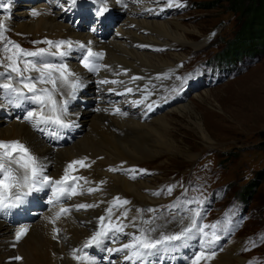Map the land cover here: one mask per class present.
Here are the masks:
<instances>
[{
  "label": "rangeland",
  "instance_id": "obj_1",
  "mask_svg": "<svg viewBox=\"0 0 264 264\" xmlns=\"http://www.w3.org/2000/svg\"><path fill=\"white\" fill-rule=\"evenodd\" d=\"M12 1L13 5L8 13L13 26L5 27L4 38L0 39V84L11 83L14 87L17 79L7 68L9 62L6 59L15 52L13 44L19 45L25 51H36L41 47L48 50V47L46 43H34L38 42L39 35H44L39 32L42 29L34 31V34L16 29L18 24L23 23L21 19L25 18L26 13L20 15L15 12H26L43 0ZM231 1L234 0H177L170 10L172 14L166 13L161 18L154 14L146 16L169 23L170 35L182 34L185 40L180 45L174 39H167L177 44L174 51L182 58L179 68L172 73L174 83L169 90V96L165 94L167 105L170 106L164 105L158 113H166L178 103L188 104L191 110L185 115L176 112L168 114L170 126L166 130L155 129V133L128 134L122 140L126 141L125 145L128 144L130 149L136 150L133 152L135 151L137 158L140 157L138 159L142 163L151 159L150 150L159 154L148 169L145 168L148 170L147 180L150 178L147 182L159 193L154 196L157 203L152 207L141 204V219L151 223L164 222L171 229L181 230L190 225L191 213L188 209H199L201 216L198 218V226L216 224V234L220 237L219 240L212 241L214 249L209 254L205 253L206 257L212 258L202 259L200 264H264V55L241 54L237 58L230 57L225 52L241 24L238 12L231 10ZM107 7L109 12L103 22L94 25L97 29L94 32H104L105 37L112 35L116 29H121L119 23L125 17V13L115 3L107 4ZM69 10L71 19H64L63 22L69 23V26L79 32L88 31L95 21V0H76ZM148 11L145 10V13ZM5 13L0 4V23L4 22ZM6 46L11 49L10 52L5 51ZM63 47L60 51H63ZM48 51L56 52L57 49ZM164 52L166 49L161 53ZM74 56L75 51L62 58L49 56V60L21 56L19 65L24 67L27 60H32L37 67H42L43 63H80L81 58L76 59ZM163 57L169 61L172 59L167 54H163ZM68 68L70 69L69 65ZM29 72L31 73L25 76H39L34 70L26 73ZM33 72L36 77L31 75ZM152 73L160 75L163 71L159 68ZM57 86L60 87V92L65 88L59 82ZM21 87L23 89L22 83ZM44 87L51 88V85L37 84L38 89ZM5 90L0 88V133L8 125L4 120H10V113L13 117L18 115L21 120L26 112L37 109H46L43 111L45 113L48 111L47 107L42 109L40 104L17 95L15 97H19L18 103L10 102L12 96ZM23 92L28 97L33 95L27 89H23ZM207 92L211 96L202 101L201 98ZM94 93L93 88L85 87L74 98H69V103L65 104V115L72 116L81 106L84 110L93 107L96 103ZM3 96L5 100H2ZM59 101L63 102V99ZM59 101L57 100L58 103ZM94 111L93 109L79 114L78 123L73 122L74 125L65 130L60 138L63 142L67 143L69 138L82 137L83 143L77 146L73 154H68L67 151L55 154L47 175L57 176L71 156H85L86 153L112 149L117 141H112L110 135H92L94 131L102 130L103 133L105 129H109L107 121L105 123L100 120L95 124ZM158 113L153 117L159 115ZM200 121L205 125L209 139H205L197 128L195 122ZM159 140L172 142L174 147L167 149ZM168 188L172 189L170 193ZM50 193L49 187L32 192L26 196L29 200L25 206L20 204L19 207L10 208L8 216L0 219L14 227H22L26 223L27 227L29 225L28 229H32L39 224L42 214L49 210L47 200ZM188 201L199 203L189 204ZM170 205L177 207H169ZM149 209L154 211H148ZM130 210L126 208L122 214L127 212V217H131ZM208 229L211 228L205 227V232ZM203 240L204 234L194 230L189 238L176 242L175 248H170L167 252L175 254V264H191L198 253L205 251L202 249ZM107 245L108 242L105 243ZM172 245L161 247L164 250ZM92 247L94 249L90 253L96 256L95 246Z\"/></svg>",
  "mask_w": 264,
  "mask_h": 264
},
{
  "label": "bare ground",
  "instance_id": "obj_2",
  "mask_svg": "<svg viewBox=\"0 0 264 264\" xmlns=\"http://www.w3.org/2000/svg\"><path fill=\"white\" fill-rule=\"evenodd\" d=\"M106 3H115L125 13V17L119 23L122 28L119 30L116 29L112 35L106 37L104 32H98L99 34H97V32L95 33L90 30L94 27L95 23H93L88 31L79 32L72 26H69V23L65 24L63 22L64 19H69V21L71 19V15L68 13L72 4L71 0H43L36 6H32L26 12L23 10L15 12V14L20 15L26 13L25 18L21 19L23 23L17 26L15 25L17 31L34 34V31L42 29L39 32L41 34L44 33V35H39L37 38L41 45L45 44L44 41L46 40L54 42L60 40L72 41V47L68 48L65 45L63 51L67 53L66 56L75 51L76 56L74 57L76 59L86 55L89 48L93 52L104 53L103 59L92 58L93 63L101 65L98 72L88 71L83 67L81 62L72 63L70 61L68 63L70 70L76 73L80 81V86L75 90L73 96L85 87H91L95 92L96 103L90 109L87 108V110H84L81 106L74 111L72 116L67 117L68 115H63L62 119L65 123L74 125L73 122L78 123L79 121V114L84 113V111L90 112L94 109L95 124L97 125L100 120L107 121L109 129H105L103 133H101L102 130L101 132L94 131L92 135L102 136L108 134L113 139L110 137L107 138H110L112 141L115 139L117 142H114V146L112 145V151L91 152V154L86 153L85 156L81 154V157L71 156L68 158L65 165L63 164V168L61 167L62 169L59 170V174L53 178L59 179L63 175L64 169L69 162L87 157L86 163L91 166L78 168L73 173L76 176L87 178V183L83 180L79 181L83 193L71 199L62 198L59 202L52 204L48 203V200L51 198L50 193L48 200L46 199L49 210L44 215L42 214L39 224L29 229L28 233L20 241H16L15 239V233L20 227H14L4 219H0V264H133V261L125 259V256L130 254V251L109 252L108 249H121L125 243L132 242L133 235H138L141 230L153 239L159 238L162 234L168 235L180 231L165 226L164 222L145 223L141 219V204L152 207L157 203L154 197L155 195L153 194L157 192L147 182L150 178L147 180L148 170L146 169H148L147 167H149L152 160L159 154L158 152L150 150L149 157L151 159L142 163L138 159L140 157L137 158L135 156L136 150L133 149L135 150L133 152L128 144L125 145L126 141L122 140L128 134H148L149 132L156 131L155 129L166 130L170 126L168 123V114L176 112L185 115V113L191 110L188 104L178 103L176 106L170 108L167 111L168 113H158L161 107L167 105L165 94L168 95L174 83L172 73L179 68V62L182 58L174 51L177 48V44L175 42H169L167 39H174L180 45H183L185 40L182 34L170 35L169 23L149 19L146 16L154 14L161 18L166 13L172 14L170 10L176 5L177 0H106ZM0 4L1 9L6 12L3 24L5 27L13 26L8 13L13 5V1L0 0ZM100 6L95 0V9ZM145 10L149 11L145 13ZM34 12L39 14L33 15ZM175 24L177 25L176 22ZM80 44H83L85 47H79ZM46 45L48 50L55 49L48 44ZM164 49H166V52L161 53ZM163 54H167L172 59L169 61L166 57H163ZM37 58L49 60V56L47 55ZM19 66L21 67V65ZM159 68L162 69V74L155 75V73H152ZM30 73H24V75ZM31 75L36 77L34 72ZM14 76L17 79L14 88L22 89L21 78L16 73H14ZM134 77H138L139 79L134 80ZM257 79L255 81H258ZM101 81H108V83H101ZM112 81H116L117 83H111ZM128 88L132 89L130 93L126 91ZM59 90H61L60 87ZM70 91H72L70 88L65 87L63 91L57 92L55 96L58 101L63 99V101H67V104L69 103V98H72L68 96ZM5 92L12 96L10 102L19 101V97H15V93L12 91L6 89ZM209 96L211 94L207 92L201 100L208 99ZM2 98V100H5V96ZM154 108L155 110H153ZM117 109H119V112H117ZM30 112L40 113L41 111L37 109L36 111ZM156 113L159 115L153 117ZM27 114L26 112L22 116L23 118L19 120L18 115L13 117L10 113V120H4L8 125L3 127L4 130L2 129L3 131L0 133V141L19 140L24 143L29 147L32 154L45 166L44 171L47 175L55 158V154L62 151L73 154L77 146L83 143V139L82 137L77 139L69 138L67 143L63 142V139L60 138L69 127H61L51 123H37V121L41 120L40 115H34L31 121L25 120ZM43 114L47 116L50 113L47 111L46 113L43 112ZM201 122H195V124L200 130L201 135L205 139H209L208 131ZM14 132L15 134H12ZM159 143L167 149L174 147L172 142L159 140ZM109 145L111 146V143ZM99 147L104 148L102 145H99ZM61 156L60 158H62ZM57 163L60 162L57 161ZM109 168H118L121 170L111 172L108 171ZM133 175H135L134 179L132 178ZM89 188L98 190L89 193L87 191ZM120 190H124V192ZM115 197H119L121 201H129L128 204L122 207H114L111 218L114 224L125 225L124 232L109 233L101 244L94 245L96 256H92L90 252L94 247L83 248V244L95 231L99 230L100 224L98 217L107 216L106 210L112 207V202ZM28 200L27 197H24L25 202L21 205L25 206ZM81 203L96 204L98 206L77 210L75 205ZM61 206L68 207L70 209L69 214L62 216L54 224L51 223V218ZM126 208L131 209L132 215L131 217L128 216L129 219L128 217L124 219L122 216V212ZM8 211L10 212V209L0 212V218L8 216ZM105 223L107 224L108 221L106 220ZM54 228L60 230L58 234L54 232ZM151 229H155V231H151ZM206 232L209 233V236H204L202 249L205 251L201 252L209 254L214 249L211 240L212 229H208ZM54 235H56V239H53ZM106 242H108L107 246H105ZM175 244L176 242L172 245V249L175 248ZM74 249H82L77 255L82 256L87 254L89 261L84 262L73 259L71 253ZM16 256H20L22 259L15 260L14 257ZM174 256V253L168 254L164 250H157L152 255L145 256L142 260H136L135 264H175V262L172 263Z\"/></svg>",
  "mask_w": 264,
  "mask_h": 264
},
{
  "label": "snow or ice",
  "instance_id": "obj_3",
  "mask_svg": "<svg viewBox=\"0 0 264 264\" xmlns=\"http://www.w3.org/2000/svg\"><path fill=\"white\" fill-rule=\"evenodd\" d=\"M96 2L101 6L95 10L94 23H102L103 18L109 12V9L107 7L106 0H96ZM71 3L75 4L76 0H71ZM38 14L39 13L36 12L33 13V15ZM4 29L5 25L0 23V39L4 38ZM90 30L94 32L97 29L92 27ZM44 43L48 44L50 47H54L57 49V51L49 52L45 48H40L36 51H25L21 49L19 45L13 44L15 52L6 57L7 61L9 62L7 64V68L10 70V72L16 73L17 76L21 78L23 89H27V92L33 93V95L30 97L26 96L21 88H14L11 83L0 84V88L10 90L19 97L31 99L33 102L40 104L42 109L47 107L50 113L49 115L45 116L43 111L40 113L28 112L25 120L31 121L34 115H40L41 120L37 121V123H51L61 127H69L70 125L65 123V121L62 119V116L67 112L65 107L67 101L58 103L55 94L59 92V88L57 86L59 81V85L61 87H68L72 90L68 93V96L74 98L73 93L80 86L79 77L76 75V73L71 71L68 68V65L65 63H43L42 67H37L36 63H34L32 60H27L24 62L23 69H21L19 66V59L21 56L44 57L45 55H48L59 56L62 58L66 56L67 53L60 51V49L65 45H67L68 48L72 47V41H44ZM79 47L83 48L85 46L80 44ZM5 51L10 52L11 49H8L6 46ZM94 57L103 59L104 53L93 52L91 48H89L86 55H84L80 61L83 67L90 72H98L101 67V65L92 62V58ZM33 70L39 73L38 77L33 78L24 75V73ZM55 73H58L59 75L56 76ZM9 79H11V77H9ZM133 79L135 80L139 78L134 77ZM38 83L51 85V88L44 87L38 89ZM101 83H108V81H101ZM111 83L117 82L112 81ZM126 91L130 93L132 89L128 88ZM117 112H119V109H117ZM87 159V157H84L83 159L69 162L64 169L63 175L59 179H56L45 174V166L35 155L32 154L29 147H27L24 143L20 142L19 140L0 141V212H4L6 209L19 207L20 204L24 202V197L28 196L34 191L39 192L45 187H49L51 189V198L48 200V203L50 204L59 202L62 198L71 199L74 196L82 194L83 189L79 184V181L83 180L85 183H87V178L83 176H76L73 173H75L78 168L90 167L91 165L86 163ZM119 170L121 169H108V171L111 172H116ZM132 178L134 179L135 175H133ZM96 190L98 189H87L89 193ZM167 191L170 193L172 189L168 188ZM153 194L159 195V193ZM128 203L129 201L127 200L121 201L119 197H115L112 202V207H109L106 210L107 216L98 217L100 224L99 230L95 231L94 234L84 242L83 248H89L94 245L101 244L103 239L107 237L109 233H123L125 225L114 224L111 218L114 207H122ZM188 203H199V201H188ZM97 206L98 205L96 204L81 203L75 205V208L79 210L89 209ZM169 207H177V205H170ZM148 211L154 210L149 209ZM188 211L191 213L190 225L182 228L179 232L168 235L162 234L159 238L153 239L151 236L141 230L138 235H133L132 242L125 243L121 249L109 248L108 251H130V254L126 255L125 259L133 261V264H135L136 260H142L145 256L152 255L153 252L159 250L161 246L172 245L174 242L189 238V234L194 230L196 232L203 233L205 237H208L209 233L205 232V227H210L212 229L211 240L217 241L220 239V237L216 234V224L210 226H198V218L201 216L199 209H188ZM69 212L70 209L68 207H59L58 211L55 212L50 222L54 224L55 221L59 220L62 216H66L69 214ZM122 215L125 219L127 218V212H124ZM106 220L108 221L107 224L105 223ZM145 223H151V221H145ZM28 230L29 229L27 226L18 228L15 233L16 241H20L28 233ZM59 231L60 230L58 228H54L55 233L58 234ZM151 231H155V229H151ZM53 239H56V235L53 236ZM80 251H82V249H74L71 253L72 258L75 260L88 262L89 257L87 254L82 256L77 255V253ZM212 255H215V253H212ZM206 258L211 259L212 256L206 257L204 252H200L192 259L191 264H200V261ZM14 259L21 260L22 257L16 256Z\"/></svg>",
  "mask_w": 264,
  "mask_h": 264
},
{
  "label": "trees",
  "instance_id": "obj_4",
  "mask_svg": "<svg viewBox=\"0 0 264 264\" xmlns=\"http://www.w3.org/2000/svg\"><path fill=\"white\" fill-rule=\"evenodd\" d=\"M230 6L241 24L225 52L230 57L264 55V0H234Z\"/></svg>",
  "mask_w": 264,
  "mask_h": 264
}]
</instances>
